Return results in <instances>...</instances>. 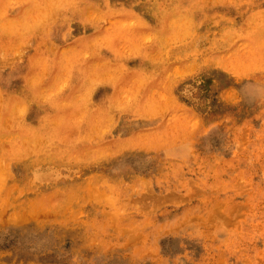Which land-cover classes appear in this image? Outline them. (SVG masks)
<instances>
[{"label": "rangeland", "instance_id": "obj_1", "mask_svg": "<svg viewBox=\"0 0 264 264\" xmlns=\"http://www.w3.org/2000/svg\"><path fill=\"white\" fill-rule=\"evenodd\" d=\"M0 155V264H264V0H0Z\"/></svg>", "mask_w": 264, "mask_h": 264}, {"label": "bare ground", "instance_id": "obj_2", "mask_svg": "<svg viewBox=\"0 0 264 264\" xmlns=\"http://www.w3.org/2000/svg\"><path fill=\"white\" fill-rule=\"evenodd\" d=\"M21 108H22V106H21ZM49 126V125H48ZM39 139V138H38ZM0 157H1V155H0ZM5 165V164H4ZM4 174V173H3Z\"/></svg>", "mask_w": 264, "mask_h": 264}]
</instances>
